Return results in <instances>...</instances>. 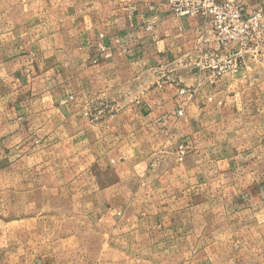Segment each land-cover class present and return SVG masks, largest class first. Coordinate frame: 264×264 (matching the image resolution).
I'll use <instances>...</instances> for the list:
<instances>
[{"label":"crops","instance_id":"obj_1","mask_svg":"<svg viewBox=\"0 0 264 264\" xmlns=\"http://www.w3.org/2000/svg\"><path fill=\"white\" fill-rule=\"evenodd\" d=\"M215 48L166 0H0V264H264V49L210 84Z\"/></svg>","mask_w":264,"mask_h":264},{"label":"built area","instance_id":"obj_2","mask_svg":"<svg viewBox=\"0 0 264 264\" xmlns=\"http://www.w3.org/2000/svg\"><path fill=\"white\" fill-rule=\"evenodd\" d=\"M253 1L166 0L171 14L201 19L213 32L216 48L199 52L192 62L208 83L235 75L246 56L257 58L264 49V9L252 7ZM178 154L185 156L183 146L178 147Z\"/></svg>","mask_w":264,"mask_h":264},{"label":"rangeland","instance_id":"obj_3","mask_svg":"<svg viewBox=\"0 0 264 264\" xmlns=\"http://www.w3.org/2000/svg\"><path fill=\"white\" fill-rule=\"evenodd\" d=\"M109 263L110 262H108V261H106V262H103V261H101V262H98V261L97 262L96 261L90 262V264H109ZM79 264H81V263H79ZM121 264H129V262L122 261ZM138 264H144V262H139Z\"/></svg>","mask_w":264,"mask_h":264}]
</instances>
